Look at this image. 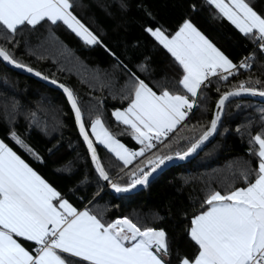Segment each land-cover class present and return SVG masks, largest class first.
I'll use <instances>...</instances> for the list:
<instances>
[{
    "label": "snow or ice",
    "instance_id": "obj_1",
    "mask_svg": "<svg viewBox=\"0 0 264 264\" xmlns=\"http://www.w3.org/2000/svg\"><path fill=\"white\" fill-rule=\"evenodd\" d=\"M118 3L121 11L129 8V0ZM207 3L251 41L253 47L235 63L191 18L183 19L171 33L158 23L142 26L143 32L178 65L180 71L170 80L167 70L160 78L153 77L149 57L133 62L127 48L122 58L104 44L74 14V0H0V39L3 40L0 60L62 89L95 173L117 198L134 195L138 186H147L158 171L196 153L217 132L230 98L249 95L264 100V80L253 78L257 67L264 75V65L259 63L260 57H264V9L258 8L253 0H207ZM190 10L196 11L194 3ZM145 12L151 17L147 9ZM41 22L51 25L62 22L86 46L102 47L112 58V71L103 74L102 86L116 89L127 100V106L114 108L111 116L125 126L140 145L138 150L126 147L116 138L100 114L86 122L81 101L70 87L16 59L13 49L19 45L17 34L24 27L35 28ZM49 39L56 42L51 34ZM242 70L249 74L247 79L224 91L216 87L219 98L209 125L201 126L200 134L186 149L173 150L170 134L186 126L207 99L206 90L211 89L213 80L227 85ZM12 107H16L15 103ZM94 109L92 105L90 111ZM261 112V131L250 136V144L258 146L254 153L249 149L257 158L254 178H249L250 171H240L238 178L244 186H228L223 192L209 189L205 193L201 209L190 217L186 230L197 246L196 251L192 256L179 257L177 264H264V109ZM28 117L31 125L39 126L36 112H30ZM7 135L38 162H43L22 134L10 128ZM95 143L103 145L122 162L121 173L137 158L146 154L147 158L138 160L127 172L128 179L121 183L110 177ZM24 241L32 242L33 247L26 248ZM171 256L165 229L134 222L128 216L105 220L101 213L88 208L79 210L0 139V264H172Z\"/></svg>",
    "mask_w": 264,
    "mask_h": 264
},
{
    "label": "trees",
    "instance_id": "obj_2",
    "mask_svg": "<svg viewBox=\"0 0 264 264\" xmlns=\"http://www.w3.org/2000/svg\"><path fill=\"white\" fill-rule=\"evenodd\" d=\"M253 2L264 9V0ZM193 3L196 5L194 13L190 10ZM73 11L117 54L122 55L127 48L133 62L149 57L155 79L167 70L168 78L174 80L180 69L173 63L171 55L143 32L145 25L158 23L171 33L183 19L191 18L235 63H239L253 47L252 42L220 16L207 0H129L126 11H121L118 0H74ZM50 34L56 42L49 39ZM17 39L19 45L13 49L16 59L70 87L81 101L86 122L90 123L96 114H100L116 138L129 147H140L125 126L111 116L114 108L126 107L127 100L122 99L116 89L102 86L103 74L112 71L113 63L102 47L86 46L62 22L56 25L41 22L35 28L26 26L17 34ZM0 43H3L2 39ZM136 44L139 46L133 47ZM259 63L264 65V57H260ZM248 75L242 70L235 79L230 78L227 85L213 80L211 89L206 90L207 99L201 102V107L187 120L186 126L178 127L170 134L173 136L172 149H186L200 134L201 126L209 125L219 98L217 86L221 91L227 90L237 81L247 79ZM253 78L264 80L261 68L253 70ZM97 100L102 103L97 104ZM14 103L15 108L12 107ZM92 105L95 109L90 111ZM262 109L264 102L261 101H231L226 106L217 137L197 157L167 169L134 195L117 198L95 173L64 93L11 69L0 60V139L79 210L88 208L103 214L105 220L128 216L134 222L165 229L172 250V264H177L179 257L192 256L196 251L197 246L186 230L190 217L201 209L205 193L209 189L223 192L228 186H244L238 178L240 171L248 170L249 178H254L257 158L249 149L254 153L258 146L250 144V136L261 131ZM30 112H36L39 126L29 123ZM10 128L22 134L43 162H38L10 139L7 135ZM94 145L110 177L121 183L128 179L127 172L138 160L147 158V154L138 158L121 173L122 162L102 145ZM23 243L28 245L27 241Z\"/></svg>",
    "mask_w": 264,
    "mask_h": 264
},
{
    "label": "water",
    "instance_id": "obj_3",
    "mask_svg": "<svg viewBox=\"0 0 264 264\" xmlns=\"http://www.w3.org/2000/svg\"><path fill=\"white\" fill-rule=\"evenodd\" d=\"M4 63H5L8 67H10L11 69H14V70H16V71H18V72H20V73H22V74H25V75H27V76H30V77L36 78L37 80L43 82L44 84H46V85H48V86H50V87H53V88H55V89H58V90H60L61 92H63L62 89L58 88L56 85H52L50 82L45 81V80L41 79L40 77L35 76V75L32 74V73H28L27 71H25V70H23V69L16 68V67H14L13 65H9V64H7L6 62H4ZM237 99H253V100H257V101L264 102V100H262V98H260V97H252V96H249V95H242V96H240V97H232V98H230L229 101L226 102V106H227L228 103H230L231 101H234V100H237ZM226 106H225V109H226ZM225 109H224V112H223V115H222V120H223L224 115H225ZM220 126H221V123L218 125V130H217V132L214 133V135H213L212 137L209 138V141H206L203 145H201V147L197 150L196 153H193L191 156H189L187 159H185V160H183V161H179V160H177V161H174V162L170 163V164H169V165H168V166H167L162 172L158 171L156 174H154V176H153L152 179L158 177V176L161 175L164 171H166L167 169H169V168H171V167H173V166H176V165H179V164H183V163L190 162V161L193 160L195 157H197V156L199 155V153L202 152V151H203V150H204V149H205L210 143H212V142L214 141V139L217 137L218 132H219V130H220ZM81 138H82V137H81ZM82 140H83V138H82ZM83 142H84V141H83ZM84 144H85V143H84ZM85 146H86V144H85ZM94 146H95V145H94ZM86 148H87V146H86ZM97 153H98V152H97ZM98 156H99V154H98ZM99 158H100V157H99ZM152 179H151V180H152ZM151 180H150V181H151ZM105 185H106V187H107L110 191H112V190L107 186L106 182H105ZM141 189H142V187L138 186L137 190H135V193H137V192H138L139 190H141Z\"/></svg>",
    "mask_w": 264,
    "mask_h": 264
},
{
    "label": "crops",
    "instance_id": "obj_4",
    "mask_svg": "<svg viewBox=\"0 0 264 264\" xmlns=\"http://www.w3.org/2000/svg\"><path fill=\"white\" fill-rule=\"evenodd\" d=\"M94 140H95V138H94ZM123 143V142H122ZM103 146V145H102ZM125 146L126 147H128V148H130L129 146H127L126 144H125ZM104 147V146H103ZM136 149V148H135ZM139 149V148H138ZM138 149H136V150H138ZM138 159V158H137ZM135 161V160H134ZM133 161V162H134ZM85 208H83V209H80V210H84ZM32 245V246H31ZM24 246L26 247V248H29V249H31L32 247H33V243L32 242H28V245L27 244H24ZM65 255H67V254H65ZM76 259H79V258H76Z\"/></svg>",
    "mask_w": 264,
    "mask_h": 264
},
{
    "label": "built area",
    "instance_id": "obj_5",
    "mask_svg": "<svg viewBox=\"0 0 264 264\" xmlns=\"http://www.w3.org/2000/svg\"><path fill=\"white\" fill-rule=\"evenodd\" d=\"M130 149L136 150L135 148L130 147Z\"/></svg>",
    "mask_w": 264,
    "mask_h": 264
}]
</instances>
